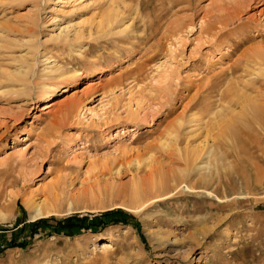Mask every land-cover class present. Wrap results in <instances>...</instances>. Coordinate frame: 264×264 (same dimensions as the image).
Returning <instances> with one entry per match:
<instances>
[{
  "label": "rangeland",
  "instance_id": "obj_1",
  "mask_svg": "<svg viewBox=\"0 0 264 264\" xmlns=\"http://www.w3.org/2000/svg\"><path fill=\"white\" fill-rule=\"evenodd\" d=\"M1 1L0 264H264V128L236 99L212 122L224 100L196 93L264 46V0H124L142 9L118 35L98 28L110 0ZM24 61L29 83L9 76ZM133 176L163 183L140 211Z\"/></svg>",
  "mask_w": 264,
  "mask_h": 264
},
{
  "label": "bare ground",
  "instance_id": "obj_2",
  "mask_svg": "<svg viewBox=\"0 0 264 264\" xmlns=\"http://www.w3.org/2000/svg\"><path fill=\"white\" fill-rule=\"evenodd\" d=\"M3 1L10 3V2L15 1V0H3ZM3 1H1V2H3ZM74 2L77 3L78 0H74ZM79 2H80V0H79ZM92 2L96 3L98 1L92 0ZM125 3L126 2H124V0H110V4H109V8H108L109 11L105 12L107 14L106 15L104 14V16H103L104 18L101 19L100 23L98 24V28H100V31L102 33L107 32V31L111 32V31L115 30L116 28H118V29L122 28V29L119 32L117 31L118 33H114V35L115 34H117V35L123 34V33H126L127 31H128V33H132V34L134 33V31H135L134 27H136V24H137V17H138V14H140V12H141L140 10L142 9V7H141L140 3L138 5H136V7L134 9H132L130 7L128 8L127 7L128 5L126 7L122 6ZM122 11H123V15L126 13V11H129L132 13V17L129 20L130 25L128 23L127 24L124 23V25H122V24L120 25V23H123V21H124L123 19L120 18ZM38 18H39L38 15L35 17H30L28 19V21L25 22L24 26H22L26 29V33H27V35H29L30 40H31V41H28V42H30L28 44V48L30 50V52L28 54H30V56H34V53L36 52L35 50L37 49V47H39V45H38L39 40L37 39L38 34L36 32V30L39 26V19ZM237 18H239V17H237ZM177 23L179 24V22H176V23L174 22L175 25ZM143 26H144L143 27V32H144L145 31L144 28H147L148 25L146 22L143 21ZM70 29H72V26L69 24H67L66 26L61 28L60 33L56 36V40H58L61 43V45H66V47H68V48H70V50L74 51V50H76L74 48V47H76L75 44L76 43L78 44L81 41V39L83 38L81 35L83 33L78 31V32H75L74 35L71 36L70 32H72V31ZM75 31H77V30H75ZM229 32H228V34H229ZM80 37H81V39H80ZM238 39H239L238 42H240V38H238ZM236 44H238V43H236ZM260 47H262V48H260ZM77 52H78V54L81 53L80 50H78ZM242 56H243V54H242ZM49 58L50 57H46L45 60H48ZM16 61L17 60H15V62ZM49 61H50V59H49ZM15 64H17V63H15ZM52 64H53L52 66L51 65L50 66L45 65L46 67L43 66L44 67V69H43L44 75L46 74L50 78L55 77V78H53L55 80H56V78L60 79V77H64L63 76L64 73H63V71L60 70L59 67H57V65H56L57 63L56 64L52 63ZM234 64L235 65L230 67L228 69V71L227 70H226V72L223 71L222 74L220 73V75H218L217 77L215 76V78L208 80V82L205 85H203L202 87H200L197 90L198 92H196V93L198 94V96L200 97L201 100L206 99V98L209 99L212 92L216 93L214 95L217 96V99L219 102L224 100L222 103H225L226 104L225 106H224V104L223 105L216 104L215 107H211V106H210L211 108L209 107L211 109L210 111L206 110L208 112L206 114L208 117L211 116L210 118H212V122H213V119H222L224 117V115H226L227 112L231 111L232 110L231 104H230L231 100L236 99V101L237 100L242 101L244 111L246 110L247 112H251L250 114H252V117L250 116L251 118L248 120V121H251V123L250 122L249 123L252 124L253 126L257 125L260 128L262 127V129H263L264 128V103H259V101L257 100V97L260 95V93H259L260 90H258L259 86L257 85V83L264 84V46H259L257 50L255 49V51H253L251 54H249V55L247 54L246 58H243V59L241 58V60L238 59L237 62H235ZM33 66L34 65H32L28 61H26L24 63V65L18 66L20 68H18L16 71L12 72L9 76L10 77L13 76L14 79H16V80L18 79L24 83H26V82L29 83L30 82L29 76L32 75L31 73L33 72V69L35 68ZM37 86L35 85V87L38 88L39 92H41L43 94L48 93L47 92V89H48L47 84L42 83V84L37 85ZM49 87H51V86H49ZM26 89H28V88L26 87ZM29 90L31 91L32 88H30ZM253 93L255 94V97H252L254 95L250 96ZM262 97L264 98V95ZM218 101H217V103H218ZM226 101H228V102L226 103ZM51 104L48 105L47 107H52L53 104L52 105ZM223 119H225V118H223ZM197 121H200V120H197ZM174 139H176V136L174 137ZM117 175H118V177L120 175H122L121 169H118ZM151 175H152V173H151ZM151 175L149 177H151ZM162 185H163V183H162L161 179H159L158 181L153 180L147 184H144L143 179L137 180L136 176H133L131 178L130 196L132 197L133 202L135 201V203L132 204L133 206L130 205V207L133 210L139 209V211H140L141 208H143V206L145 204V201L147 198L146 196L149 195L151 197H154L153 195H155V193H157V190L159 188H161ZM146 187L150 190V192L148 190L147 191L145 190ZM154 191H156V192H154ZM160 192H162V191H160ZM123 194L124 193L121 190L120 193L117 195L119 196V195H123ZM161 195H163V194H161ZM159 197H162V196H159ZM154 198H156V197H154ZM132 200L130 202H132ZM24 204H25L27 209L33 210L36 213V216H33L34 220L37 218L45 216L47 213L46 211H43L41 209L42 204H38L34 200H32V201L31 200H25Z\"/></svg>",
  "mask_w": 264,
  "mask_h": 264
}]
</instances>
